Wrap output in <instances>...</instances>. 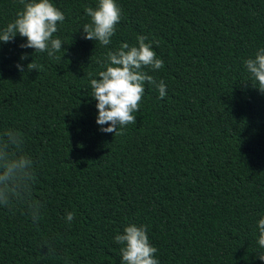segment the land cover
I'll return each instance as SVG.
<instances>
[{
	"label": "trees",
	"instance_id": "1",
	"mask_svg": "<svg viewBox=\"0 0 264 264\" xmlns=\"http://www.w3.org/2000/svg\"><path fill=\"white\" fill-rule=\"evenodd\" d=\"M51 2L65 15L54 34L62 59L21 48L19 35L0 42V131L25 137L44 203L38 223L0 208V264H64L41 253L45 240L71 264H121L114 237L129 222L147 227L159 264H264L253 235L264 216V94L243 65L264 47V0H116L108 46L77 30L96 0ZM21 7L0 0V28ZM137 35L158 42L164 66L144 71L167 94L145 83L136 123L113 136L96 123L88 74ZM32 53L41 69L21 73Z\"/></svg>",
	"mask_w": 264,
	"mask_h": 264
},
{
	"label": "clouds",
	"instance_id": "2",
	"mask_svg": "<svg viewBox=\"0 0 264 264\" xmlns=\"http://www.w3.org/2000/svg\"><path fill=\"white\" fill-rule=\"evenodd\" d=\"M19 4L22 7L14 19L0 28V42H11L19 35L25 38L21 48H31L33 53H46L52 59H62L67 49L54 34L58 31V24L65 20L64 13L51 0H19ZM84 13L89 22L77 30L84 39L108 46L121 19V9L116 0H96L94 7L84 8ZM147 41V36L137 35L134 45L122 42L115 50L107 51L103 59L97 60L100 70L88 74L91 89L88 96L96 101V123L101 132L123 135L128 125L136 123L134 113L139 110L145 83L153 86L160 98L166 96L164 82L144 71L145 68L159 70L164 66L163 60L152 49V43L158 42ZM33 53L26 68L17 63L21 73L41 69L42 66L33 61ZM27 55L22 54L20 59H26ZM243 65L247 73L244 82L264 94V47L244 59ZM34 184V165L25 152V137L15 128H4L0 131V208L14 212L18 206L23 207L33 223H38L44 203L34 198ZM64 220L71 223L74 213L66 212ZM256 229L258 235L255 231L253 233L258 245L255 257L264 261V216L256 221ZM114 241L120 245L121 264H159L155 255L157 249L150 243L145 225L129 222L122 233L115 235ZM41 248L45 249L41 252L43 255L57 256L63 259L64 264H71L67 255L59 256L53 242L45 240Z\"/></svg>",
	"mask_w": 264,
	"mask_h": 264
}]
</instances>
